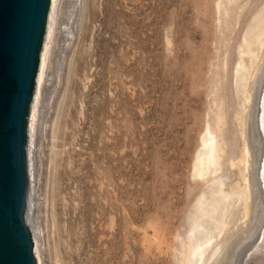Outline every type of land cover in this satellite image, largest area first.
<instances>
[{"label":"rangeland","instance_id":"rangeland-1","mask_svg":"<svg viewBox=\"0 0 264 264\" xmlns=\"http://www.w3.org/2000/svg\"><path fill=\"white\" fill-rule=\"evenodd\" d=\"M263 6L264 0H57L30 163L34 182L29 220L39 264L185 263L189 214L182 215L184 204L173 209L176 196H185L189 179L192 185L202 181L208 190L220 180L237 183L239 174L231 166L238 163L236 158L227 160L232 169L224 166L216 180L206 181L214 176L212 169L195 176L192 162L210 124L206 112L200 113L198 118H205L186 142L190 151L176 132V137L171 134V92L181 87V80L171 75L172 17L176 10L186 28L206 27L210 35L222 38L233 34L228 41L234 49L216 48L212 41L210 50H224L223 62L232 57L230 92L234 108L242 110L239 76L232 70L241 56L251 60L248 52L240 53L245 46L240 47L239 39ZM230 25L235 32L243 25L239 38ZM212 130L214 145L220 147L222 138L215 126ZM233 146L237 150L241 142ZM263 219L260 199L252 221L257 226L244 234L241 249L253 233L258 242ZM247 220L238 224L246 229ZM250 249L239 250L234 264H246L244 253Z\"/></svg>","mask_w":264,"mask_h":264},{"label":"bare ground","instance_id":"bare-ground-1","mask_svg":"<svg viewBox=\"0 0 264 264\" xmlns=\"http://www.w3.org/2000/svg\"><path fill=\"white\" fill-rule=\"evenodd\" d=\"M56 6L57 0L55 1L38 74L33 120L37 117L36 112L40 100V92L42 88L41 84H43L42 81L45 75V68L49 54V43L54 33L53 24L57 22ZM257 12L258 13L255 17L252 18L253 20H250L251 23H249V25L246 24L248 26L244 29L245 31H243L242 40L239 39L242 41L240 47L243 45L245 46V50H241L240 53L243 54V52H248L251 60L246 62V58L244 59L243 56H241L237 62L235 70H232V73L233 71H236V75L239 76L238 89L243 93V98L241 99V105L243 107L242 110H239L237 107L236 108L238 110L234 108V104L232 102L233 96L230 92L231 83L229 71L231 70H229V65H233V60H231L232 57L231 59H229V57L224 58L225 60L223 62V56L226 54L223 53L224 50L223 52L217 53H215V49L214 51H211V45L214 42L217 45L215 46L216 48L225 46L227 51L234 49L235 46L231 48V44L228 41V39L233 40L232 38H234L232 36L233 34L231 35L229 32H235V30L231 28L232 25L228 27V29H230L229 31L225 27L229 32V36L232 37L230 38L227 36L228 34H225L226 36L223 34L224 37L222 38L217 35L216 37L214 35H210L209 30L206 27L194 28L189 26V28H186L187 24L183 26L185 22H183V19L178 16V12L176 10L172 17L174 28L173 45L171 49V75L174 80H181V87L177 92H174L176 86H173L174 90L171 89L174 92H171V134L176 132L177 138H180L185 145L184 149L189 150V148L186 147V142L190 141L192 138L190 140L189 138L194 136L193 132L195 131L193 130L200 128V123L202 122L199 120H203L205 118L199 119L198 117L202 115L200 113L206 112V114L209 115H206V117H209L208 123L210 124L207 125V130L205 129L206 131L204 134L202 133L203 136L201 135L202 144L200 142L199 143L202 146L200 145L201 148L199 147V150L193 159L194 162H192L195 176L205 175L210 169H212L214 176H210L211 178L206 181L211 179L216 180L218 178V172L220 174L224 173V166L227 165L229 169H232L233 164L237 166L235 175L239 174V180L237 183H234V181L226 182L224 180H220L217 185H209V187H207L208 190H205L206 188L204 189L205 185L201 183L202 181L200 184V180L196 182V179L192 185L193 180L191 181L189 179L191 183L187 181L190 184L186 185L188 187L184 190L185 196L181 197L179 195L182 193H177L179 196L175 195L178 199L173 202V209L178 210L179 206L184 204L186 207L182 208V215L187 216L189 214L187 222L189 221L188 224H190L189 227L186 228L187 234L185 231V234L187 235H185L187 237L186 243L188 244L185 245L183 243L187 246V249H184L185 252L182 251L184 255V264H234L236 255L239 254V250H244L245 248L249 250L254 245V240L257 236L256 233H253L249 236V238L246 237V239L248 238L246 242L248 240L249 241L241 249L240 240L242 237H245V233L251 234L252 228L257 226V224L252 221L255 219L257 214L260 199L264 200V172L261 173L260 171L261 168L264 167V164H262V161L264 162V6ZM251 13H253L254 16L255 12ZM183 14L185 15L187 12H184ZM232 17L231 19L233 20ZM249 18L250 17H248V19ZM227 19H225L224 22H228L229 25L230 20L226 21ZM243 20L244 18L242 19V23H244ZM242 26H240V29L234 33L235 39L241 36L239 33L244 28L243 27L241 30ZM183 27L186 29L183 30ZM182 30L183 32L180 33ZM211 33L213 34V32ZM221 33H223V31ZM182 36L185 37L181 39ZM220 36L222 35L220 34ZM197 38H200L201 40L197 41ZM212 41L214 42L212 43ZM236 42L233 43L236 45ZM212 47L214 46L212 45ZM212 66L215 68H212ZM233 67H235V65L232 66V69ZM173 85H175V83ZM206 95L208 97L210 96L207 100ZM233 98L235 99V97ZM237 100L238 99L236 98V101ZM234 114L237 116V121L235 122L234 120L236 119L233 120ZM33 120L29 145V163H32L31 149L32 142L34 140ZM211 122L214 123L213 126L216 127V132H218L222 138V140H220L222 141L219 145L220 147L214 145L216 137L214 136V132L212 130L213 126L211 128ZM199 124L200 126H197ZM173 136H175V134ZM175 140L177 139L175 138ZM236 142H241V147L237 150H235L233 146ZM219 151H224V153L222 154ZM259 154L261 155L257 164V156L259 157ZM184 155H182V158H184ZM236 158H238V163L236 164L233 162L231 164L232 167L230 164L228 165L226 163L228 159L232 162L231 159ZM176 163H178L177 160ZM215 164H219L220 167H215ZM172 168L176 167L173 166ZM176 169H173V171ZM31 172L32 170L30 171V180L31 175L33 176V172ZM172 174L173 173H171V175ZM176 175H179V173L175 174V176ZM177 178L174 177L173 180ZM180 180L182 181V179ZM180 180H178V183ZM32 182H34V179L31 181V197L33 196ZM173 182L174 181H172V183ZM216 182L217 181H215V183ZM176 185L177 184H173V186L171 185L173 193L177 192ZM206 193L207 195L209 193L210 196L205 197ZM32 203L33 202H31V206ZM175 216H178V213L176 215L174 214V216L172 215V217ZM246 218H248L246 221L247 226L246 229H243V227L238 223ZM28 222L32 225L29 218ZM182 224L186 227V222ZM263 225L264 219L257 237V241L259 240V237H261L262 240L259 247L256 249V252L252 253L248 260H246L247 258H244L246 264H264ZM246 253L244 254L247 255Z\"/></svg>","mask_w":264,"mask_h":264},{"label":"water","instance_id":"water-1","mask_svg":"<svg viewBox=\"0 0 264 264\" xmlns=\"http://www.w3.org/2000/svg\"><path fill=\"white\" fill-rule=\"evenodd\" d=\"M55 1L0 0V264H39L34 230L28 222L32 202L29 145L38 74ZM261 240L250 249L247 260Z\"/></svg>","mask_w":264,"mask_h":264}]
</instances>
